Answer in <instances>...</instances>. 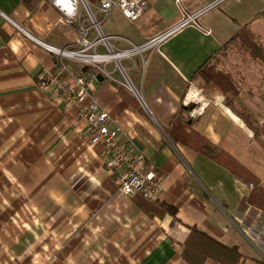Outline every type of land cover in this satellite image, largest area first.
I'll use <instances>...</instances> for the list:
<instances>
[{"label":"crops","instance_id":"crops-1","mask_svg":"<svg viewBox=\"0 0 264 264\" xmlns=\"http://www.w3.org/2000/svg\"><path fill=\"white\" fill-rule=\"evenodd\" d=\"M101 1L89 4L112 46L124 50L130 47L125 40L143 44L179 22L183 10L192 14L216 0H146L148 9L136 21L119 9L104 18ZM198 22L211 34L189 26L150 53L122 59L144 106L124 86L66 61L93 86L87 104L95 100L105 109L112 128L134 139L156 172L161 194L155 201L177 211L159 216L121 192L124 168H106L77 108L52 87L41 88L42 76L61 72L48 47L80 50L87 16L71 23L49 0L34 12L22 0H0V264H191L183 256L191 228L237 249L240 264H264V133L229 107L225 93L192 80L216 55L218 68L242 86L233 98L237 107L251 115L253 127L264 124V66L240 43L219 55L244 26L264 45V0H222ZM191 86L209 99L197 117L185 103ZM178 111L191 130L225 152L226 165L173 139ZM254 225L259 237L249 233ZM194 249L187 252L197 254ZM215 258L234 264L220 252Z\"/></svg>","mask_w":264,"mask_h":264},{"label":"built area","instance_id":"built-area-1","mask_svg":"<svg viewBox=\"0 0 264 264\" xmlns=\"http://www.w3.org/2000/svg\"><path fill=\"white\" fill-rule=\"evenodd\" d=\"M57 9L68 17L71 23L81 20L85 13L90 25H83L81 29L82 38L78 49L58 50L48 47L59 56L61 64L60 75L46 74L42 76L41 88L52 87L55 94L63 100L67 106L77 108V118L86 123V131L90 135L91 145L101 148V158L106 168L115 173L124 168L120 177V190L127 196L142 195L144 198L155 201L161 194V184L156 172L149 170L142 151L137 147L134 139L126 134L120 127L112 128V118L95 100L87 104V100L94 92L91 82L85 76L76 75L67 64V60H76L103 75L109 81L122 85L139 99V91L128 75V70L122 65V59L137 55L143 56L157 49L162 43L176 35L183 29L193 26L206 35L211 31L202 27L198 20L207 12L217 7L222 0L211 2L204 8L188 13L183 10L182 19L175 25L166 29L160 34L152 37L143 44L136 45L125 40L130 47L124 50L115 49L110 43V37L106 36L100 27V20L97 19L87 0H49ZM181 5L182 0H175ZM71 8L69 12L67 9ZM114 9H119L130 21L138 20L148 9L146 0H102L98 8L99 13L107 18ZM85 23V22H84ZM96 31V38L90 39L93 31ZM99 47L103 48L100 50ZM108 65H112L108 67ZM116 74H120L118 78ZM63 76L70 78L67 80ZM186 107L192 117L202 114L209 103L204 89L191 86L186 97ZM261 232V231H260ZM249 233L259 237L258 225H254Z\"/></svg>","mask_w":264,"mask_h":264},{"label":"trees","instance_id":"trees-1","mask_svg":"<svg viewBox=\"0 0 264 264\" xmlns=\"http://www.w3.org/2000/svg\"><path fill=\"white\" fill-rule=\"evenodd\" d=\"M43 0H22L25 7L34 12L38 4ZM91 5L98 4L101 0H87ZM240 43V47L248 53L252 59L264 66V45L255 37L251 30L247 27L239 28L238 32L219 50V55H225L229 48ZM220 58L216 55L207 59V61L195 72L192 80L198 81L200 85L206 86L214 91L225 93L229 97V107L241 117L250 127L257 130L258 133H264V124L261 127H253L251 124V115L244 109L238 108L233 98L240 95L242 86L235 81L232 75L220 70L217 66ZM216 61V63L213 62ZM92 71L97 74L96 70L86 68V72ZM179 124L178 126L176 125ZM173 130L171 134L176 133L173 139L177 142H183L193 148L195 151L205 156L206 158L217 162L224 163L223 157L226 156L225 152L215 146L210 140L191 130L188 120L181 111H178L173 118ZM178 130V131H175ZM226 165V164H225ZM255 189L262 190L260 187ZM263 191V190H262ZM135 201L138 206L151 215L163 216L165 213H170L174 217L177 211L174 207L168 206L164 203H158L144 198L142 195H136ZM198 243L192 245V243ZM192 245V246H190ZM195 248L194 252L197 254L191 255L187 252L188 249ZM218 248L217 250H215ZM216 252L224 254V257L229 258L234 264H240L242 256L235 248H227L222 244L209 238L207 235L201 233L196 228H191V233L187 239L183 256L191 264H201L204 259L210 260V264H217L218 261L223 259H216Z\"/></svg>","mask_w":264,"mask_h":264},{"label":"rangeland","instance_id":"rangeland-1","mask_svg":"<svg viewBox=\"0 0 264 264\" xmlns=\"http://www.w3.org/2000/svg\"><path fill=\"white\" fill-rule=\"evenodd\" d=\"M94 6V5H93ZM92 7V6H91ZM92 9H93V11L95 12L96 10L92 7ZM96 13V12H95ZM84 15H86L85 13H84ZM97 19L98 20H102V17L101 16H99V15H97ZM88 23L89 24H91V22L89 21V19H88ZM97 35V33H96V31L94 30L93 31V37H95Z\"/></svg>","mask_w":264,"mask_h":264},{"label":"bare ground","instance_id":"bare-ground-1","mask_svg":"<svg viewBox=\"0 0 264 264\" xmlns=\"http://www.w3.org/2000/svg\"><path fill=\"white\" fill-rule=\"evenodd\" d=\"M69 12L71 11V8L69 7V9H67ZM220 98H221V96H220Z\"/></svg>","mask_w":264,"mask_h":264}]
</instances>
